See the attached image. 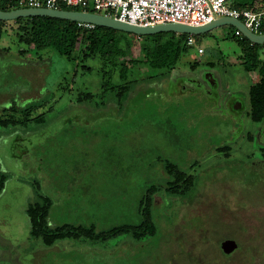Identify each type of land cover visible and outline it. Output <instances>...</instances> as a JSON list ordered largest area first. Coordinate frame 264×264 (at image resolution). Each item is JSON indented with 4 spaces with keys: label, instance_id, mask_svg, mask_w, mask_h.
I'll return each instance as SVG.
<instances>
[{
    "label": "rangeland",
    "instance_id": "rangeland-1",
    "mask_svg": "<svg viewBox=\"0 0 264 264\" xmlns=\"http://www.w3.org/2000/svg\"><path fill=\"white\" fill-rule=\"evenodd\" d=\"M236 30L196 36L204 54L190 47L165 80L140 82L123 101L103 92L94 62L87 71L52 49L41 60L9 30L0 52V118L11 105L44 106L29 122L0 125V172L8 176L0 264H264V121L249 115L256 74L240 63ZM167 162L192 177L187 193L168 190ZM43 196L52 204L51 228L137 226L148 208L155 232L48 246L31 236L27 214ZM226 239L237 244L230 253Z\"/></svg>",
    "mask_w": 264,
    "mask_h": 264
},
{
    "label": "trees",
    "instance_id": "trees-1",
    "mask_svg": "<svg viewBox=\"0 0 264 264\" xmlns=\"http://www.w3.org/2000/svg\"><path fill=\"white\" fill-rule=\"evenodd\" d=\"M240 7L253 8L250 2L243 0L237 4ZM18 0H0V9L11 11L18 8ZM61 10H78V8L61 5ZM9 27L12 29H9ZM11 30L18 43L28 46L29 50L35 48L39 59H43L44 51L52 49L69 61H77L85 70L91 71L94 66H89L88 61L94 62L101 72L102 90L111 92L118 101L128 99L133 86L146 80L163 81L186 58L190 46L187 44V34L164 32L155 35L137 36L120 30L104 26L86 28L79 23L52 17L34 16L21 17L11 21L0 20V52L6 50L1 43L5 34ZM237 31V30H236ZM264 33V27L261 30ZM238 39L242 54L240 63L248 73L256 74V81L249 87V115L253 122L264 121V60L260 56L263 45L255 44L245 38ZM238 37V35H237ZM141 47L142 57H134L136 48ZM28 51L20 48L19 53L24 55ZM197 61L189 62L195 68ZM140 66L147 67L145 73H135ZM117 77V81L114 78ZM116 82V83H115ZM86 98H94V94L87 92ZM44 106V103L34 104L23 108L11 105L2 109L0 125L7 126L17 122L30 121L33 113ZM44 115L36 116L34 121L41 122ZM26 121V122H25ZM221 151L227 153L228 148ZM165 168L171 175L172 181L168 184L171 192L187 193L193 186L192 177L181 171L178 165L167 162ZM8 176L0 172V193L3 191ZM51 201L43 196L40 202L29 204L27 214L30 220V234L41 238L46 245H52L56 240L67 237H84L89 240H109L125 233H133L140 239L154 234L155 226L151 212L148 208L142 210V221L139 225H122L104 232L95 231V227L63 225L51 228L48 217Z\"/></svg>",
    "mask_w": 264,
    "mask_h": 264
},
{
    "label": "built area",
    "instance_id": "built-area-1",
    "mask_svg": "<svg viewBox=\"0 0 264 264\" xmlns=\"http://www.w3.org/2000/svg\"><path fill=\"white\" fill-rule=\"evenodd\" d=\"M243 0H18V8L60 9L61 5L78 8L79 11L101 14L121 22L140 26L183 23L204 26L216 19L234 17L241 20L253 33L262 34L264 8L240 7ZM86 28L94 24L79 23ZM237 35H242L236 31ZM187 44L198 46V53L205 50L197 45L195 35L188 34Z\"/></svg>",
    "mask_w": 264,
    "mask_h": 264
},
{
    "label": "water",
    "instance_id": "water-1",
    "mask_svg": "<svg viewBox=\"0 0 264 264\" xmlns=\"http://www.w3.org/2000/svg\"><path fill=\"white\" fill-rule=\"evenodd\" d=\"M44 16L63 20H70L77 23L94 24L95 26L109 27L115 30L132 33L137 36L155 35L164 32H174L177 34H192L195 36L205 34L218 27L231 25L236 28L249 41L255 44L264 45V33H253L239 19L234 17H223L206 24L204 26H192L183 23H168L155 26H140L127 22H121L114 18L101 14L78 11V10H61L51 8H19L11 11H3L0 9V20L11 21L21 17ZM237 247L236 242L231 239L222 243V249L225 252H232Z\"/></svg>",
    "mask_w": 264,
    "mask_h": 264
},
{
    "label": "crops",
    "instance_id": "crops-1",
    "mask_svg": "<svg viewBox=\"0 0 264 264\" xmlns=\"http://www.w3.org/2000/svg\"><path fill=\"white\" fill-rule=\"evenodd\" d=\"M247 2L253 5V9L260 10L264 8V0H247Z\"/></svg>",
    "mask_w": 264,
    "mask_h": 264
},
{
    "label": "flooded vegetation",
    "instance_id": "flooded-vegetation-1",
    "mask_svg": "<svg viewBox=\"0 0 264 264\" xmlns=\"http://www.w3.org/2000/svg\"><path fill=\"white\" fill-rule=\"evenodd\" d=\"M227 240V239H226ZM223 241H225V240H223ZM223 241L221 242V243H223Z\"/></svg>",
    "mask_w": 264,
    "mask_h": 264
}]
</instances>
